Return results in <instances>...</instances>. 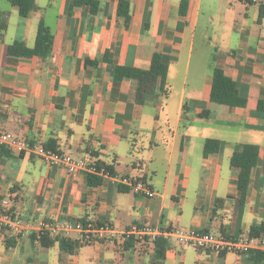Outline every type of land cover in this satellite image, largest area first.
Returning <instances> with one entry per match:
<instances>
[{"label": "crops", "instance_id": "obj_1", "mask_svg": "<svg viewBox=\"0 0 264 264\" xmlns=\"http://www.w3.org/2000/svg\"><path fill=\"white\" fill-rule=\"evenodd\" d=\"M72 1L34 0L35 10L22 19L9 0H0V131L103 164L116 176L141 177L157 196L135 195L109 180L89 186L83 174L3 148L0 207L7 202L13 217L33 222L248 236L264 223L261 8L234 0H128L125 27L118 0H94L95 14ZM40 21L52 33L50 54L8 56L14 41L33 47ZM154 53L168 65L165 94L140 95L135 80L112 79L114 65L148 69ZM212 65L236 83L244 109L210 101ZM207 139L220 142L218 153L204 156ZM244 144L257 145L259 153L240 206L231 158ZM13 235L15 246L6 248L0 234V264H253L247 254L181 248L173 239L159 254L147 238L127 250L114 239L64 254L58 240L42 248L33 234Z\"/></svg>", "mask_w": 264, "mask_h": 264}, {"label": "built area", "instance_id": "obj_2", "mask_svg": "<svg viewBox=\"0 0 264 264\" xmlns=\"http://www.w3.org/2000/svg\"><path fill=\"white\" fill-rule=\"evenodd\" d=\"M245 5H256L264 8V0H234ZM0 147L12 149L20 154L35 155L49 167H58L69 173L77 172L94 175L102 180H109L117 186L128 188L133 194L145 198H155L157 193L148 182L141 177L116 176L105 165L88 162L70 154L45 148L17 138L11 133L0 131ZM7 202L0 207V234L9 230L14 234L30 233L37 237L48 236L51 240L65 238L75 242L77 246L103 240H118L124 244L129 239H149L154 242L158 238L169 241L173 239L178 247H193L201 251H211L217 254L235 253L247 254L250 251L264 252V236H239L229 238L221 233L183 229H154L148 225H132L118 231L112 225L96 221L60 222L55 220H39L37 222L13 217L8 211Z\"/></svg>", "mask_w": 264, "mask_h": 264}, {"label": "trees", "instance_id": "obj_3", "mask_svg": "<svg viewBox=\"0 0 264 264\" xmlns=\"http://www.w3.org/2000/svg\"><path fill=\"white\" fill-rule=\"evenodd\" d=\"M9 3L17 9L18 15L22 19L27 18L28 15L36 8L34 0H9ZM72 5L88 6L92 14L97 13L98 10V4L94 0H73L71 6ZM260 11V17H263L264 8H261ZM117 15L118 17L123 19L124 26L128 27L130 22V4L128 0H118ZM52 40L53 38L50 29L40 21L38 24L33 47L28 48L22 42L14 41L7 46V54L11 57L38 56L41 58H45L51 52ZM103 61L111 64L108 61L107 57H104ZM85 63L90 65L97 64V62L89 60H85ZM210 68L212 72L210 101L223 107L244 109L246 107L247 100L246 97L240 94L236 83L231 78L224 75L223 71L220 68L214 65H212ZM167 73L168 65L164 63L163 58L160 54L154 53L151 57V62L148 69L114 65L112 68V79L116 82L122 81L123 79L135 80L137 82V92L140 95L145 93H153L156 89L165 94ZM257 112L259 114L264 113L263 100H260L258 102ZM207 115L208 113L204 112L202 114H199V117H206ZM3 148L6 147H0V149ZM45 148L55 150L52 145H48ZM219 150L220 142L218 140H205L203 146L204 156L216 154L219 152ZM258 153L259 148L257 145L244 144L240 147V151L235 152L231 158V166L238 170L237 192L240 206H243L245 202L247 188L250 183V174L252 169L257 164ZM107 169L112 173L111 168L107 167ZM85 179L89 186H96L102 182L101 178L94 175H85ZM1 234L5 237L4 244L6 248H12L15 246L18 236L13 235V233L9 230H4L1 232ZM248 236H264V223H261L260 225L255 227H251L249 229ZM32 239L36 240L42 248H48L53 244V241L46 235L37 237L35 234H33ZM58 241L60 252L64 254H71L73 251V247L77 246L75 242H72L65 238H59ZM135 242H137V239H129L124 244V249L127 250L131 248ZM167 243L168 241L161 238L155 240L153 242L155 254L162 253ZM247 255L249 257V260L252 261L253 264L264 262V252L250 251L247 253Z\"/></svg>", "mask_w": 264, "mask_h": 264}, {"label": "rangeland", "instance_id": "obj_4", "mask_svg": "<svg viewBox=\"0 0 264 264\" xmlns=\"http://www.w3.org/2000/svg\"><path fill=\"white\" fill-rule=\"evenodd\" d=\"M144 245H147V244L145 243ZM147 249H148V247H147Z\"/></svg>", "mask_w": 264, "mask_h": 264}]
</instances>
